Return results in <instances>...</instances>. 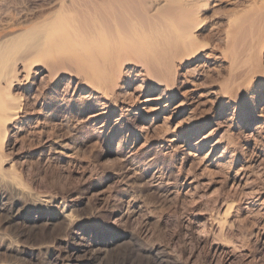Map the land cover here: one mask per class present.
<instances>
[{"label":"rangeland","instance_id":"1","mask_svg":"<svg viewBox=\"0 0 264 264\" xmlns=\"http://www.w3.org/2000/svg\"><path fill=\"white\" fill-rule=\"evenodd\" d=\"M53 1L0 0V30ZM194 5V49L163 60L166 83L122 72L103 95L67 59L16 61L28 76L0 122V264H264V0Z\"/></svg>","mask_w":264,"mask_h":264},{"label":"bare ground","instance_id":"2","mask_svg":"<svg viewBox=\"0 0 264 264\" xmlns=\"http://www.w3.org/2000/svg\"><path fill=\"white\" fill-rule=\"evenodd\" d=\"M54 1L38 14L23 16L21 23L8 18L6 27L0 30V53L1 50H7L8 55H12L10 58H6L5 55L0 57L3 58L0 61V122L15 119L21 110L22 105H12V101H16L13 92L18 89L13 83L17 82L21 75L22 78H26L28 73H25L27 65H20L16 61L24 62L30 57L33 61L67 59L69 62L67 66L76 69L72 72L84 75L85 82H89L97 93L103 95L109 92L108 84L118 87L116 77L122 72L126 79L144 74L150 81L166 83L169 68L163 60L172 55L180 59L184 51L194 49L192 44L194 39H191L190 34L193 24L191 9L196 5L194 3L207 0H154V3H157L155 9L152 7L154 12L149 11L151 8L149 6L148 11L145 9L149 0H60L58 3ZM22 23L24 25H20ZM33 28L36 29L35 34L32 32ZM254 30L252 31L257 32ZM245 31L247 26L244 28ZM242 37L238 35L234 39L238 44H242L244 40ZM24 40L28 43L25 44ZM242 52L238 51L243 55ZM5 54L7 55V52ZM140 89V86H136L131 92L125 91L132 104L133 101L140 99ZM186 95L183 93V96ZM203 97L200 96L201 99H206ZM154 101L153 97L144 100L143 108L149 109ZM132 104L127 105L126 109ZM37 126L38 124L32 129L35 130ZM256 164V161L248 160L238 169L230 173L228 171V176L221 180V184L224 185L228 181L231 182L227 193L236 194L244 189L247 184L245 170L254 168ZM230 208L231 205L225 207L224 214ZM220 209H223V205ZM262 236L263 231L256 229L254 237Z\"/></svg>","mask_w":264,"mask_h":264}]
</instances>
